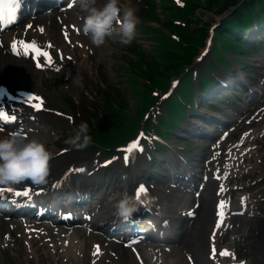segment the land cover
Instances as JSON below:
<instances>
[{"label":"rangeland","instance_id":"374dc122","mask_svg":"<svg viewBox=\"0 0 264 264\" xmlns=\"http://www.w3.org/2000/svg\"><path fill=\"white\" fill-rule=\"evenodd\" d=\"M149 1L120 0V7L122 9H134L139 21L135 38L129 45H123L117 38H106L105 43L97 47L91 43L90 38L84 34L83 30H79L81 31V43H78V46L70 51L72 52L70 55L74 54L75 56V59L71 56L70 67L67 68V66L61 65L53 69L41 70L40 72H35L33 78L29 80V84L26 87L36 88V92L45 95V107L47 110L52 109L50 112L39 113L41 123L47 125L49 129L48 137L42 141L52 153L49 176H58L70 164L92 165V163L104 158L100 151H95L89 146L83 150H77L73 146L66 144L65 141L70 138L71 133L75 134L81 123L87 122L89 128L90 123H93L92 115L104 116L103 106H105V101L114 102L115 107H120V104L125 106L123 110L127 113V118L124 123L127 124L129 120L132 121L135 118L137 110H142L139 113L140 115L143 109L149 103H152V96L159 97L160 102L163 103L164 101V105L161 103V114H156V118H152L155 127L159 128V124L163 126L167 124L164 120L165 111L169 115L178 113L181 107L184 106L183 103L188 102L190 99L194 82L187 78H182L180 84H176V86L179 84L176 91H173L174 93H171L172 96L170 95L171 97L166 100L167 97L164 96L165 88L168 84H171L172 80L177 78L173 76L172 72H165L164 76L159 74V71L162 70L161 66L168 64L165 52L174 50L183 54L189 49H193L195 45L188 44L184 37L188 28L187 24L190 22V26L195 28L213 25L215 29L220 21L221 13L216 10L217 6L215 5L212 9L203 6L205 0ZM104 2L105 0H98L97 6ZM219 2L222 3V0ZM80 17V15L76 17L79 23L83 22ZM170 20L174 27L169 26L168 21L170 22ZM255 31L256 33L253 37L259 39L258 32L257 30ZM82 43H86V45L82 46ZM261 45L262 43H259L257 48ZM259 50L263 53L261 54L257 49L255 54L247 52L245 56H238L247 61L246 65L241 69L242 73L248 76L251 83H256L261 87L262 92H264V49L259 48ZM205 51L206 44L203 47L201 46L194 54L197 55L199 52L196 56V59L199 57V60H194L192 66L195 68L196 75L206 69L201 62L213 61L211 55L218 58L216 52H212L210 55L209 52ZM59 60L61 61V59ZM221 73L224 76L227 75V71H224L217 72L215 76ZM243 74L242 76L245 77ZM195 79H197L196 76ZM230 80V77L226 79L229 84ZM151 84L153 85V90L144 89V86ZM247 85H249V82H247ZM209 91H205V94H210L211 92ZM200 94V91L197 90V105L198 109L202 110L201 101L204 104L206 103L204 101L205 96L202 94L199 96ZM238 94L240 95L236 100L235 109H231L230 105L221 104L219 100L215 101L217 105L222 106L220 110L225 111L227 114H233L236 110L240 113L243 109L246 110L244 115L241 116L244 119L237 122L240 125L237 126L239 129L232 131L224 140H221L218 144V146L220 145L218 149L221 150L222 145L227 141L239 139L242 132H247V136L244 140H241V144L231 146V149L237 155L244 151L246 153H242L240 156L241 159H244L240 164L242 169H236L235 171L231 169L230 183H228L227 188L232 187V190L225 192V196L230 197V203H237V197L244 196L247 210L241 215L236 216V214H233L229 217L230 224L228 222L226 226H233V231L221 234L217 240L208 243L213 247L215 246L216 249L227 245L233 250L232 256L220 259L219 263L221 264H236L239 259H244L246 264H264V98L252 105L242 101L245 98L243 92L238 91ZM214 95L209 96L206 101L214 104L212 99L215 98ZM84 110L88 113H82ZM204 111L208 110L204 108ZM238 117L235 114L233 119ZM189 118L195 119L194 114H190ZM100 122H97L99 128L102 127ZM188 122L189 120L182 121L181 125L174 129V133H185L184 129L187 128ZM148 123L150 124L151 122L149 121ZM260 128H263L261 132H259ZM252 132L256 133L254 139L249 138ZM174 133L165 138L170 153L172 155L181 154L191 159V164L198 163L202 165V161L196 160V158L198 153H206L207 151L203 148V143L191 141L185 137H182V140L176 143L173 140L176 137ZM6 135L8 134H3V136ZM138 136L139 134L137 133L134 138ZM37 139L41 141L40 138ZM150 144L151 142H148L147 145L149 146ZM149 148L151 149V147ZM163 154L164 150L160 149L158 156L163 157ZM220 159H222V156H220ZM121 171L119 162L111 164V167L103 172L105 174L103 183L107 184L108 176L112 174L114 179L115 173H121ZM126 172L129 174L116 177L117 189H115V195L124 194L128 188L126 184H130L132 171L129 169ZM208 183L199 193L203 195L207 191L208 186L211 192L213 191L215 183L213 185ZM156 186V192L160 189L158 194L162 193L161 188L166 194L178 193L175 190L170 191L168 185L157 183ZM131 190L132 187L128 190L129 196L131 195ZM192 194L193 192L190 193V196ZM106 202L110 203L111 201L107 200ZM191 205L192 203L188 204V206ZM207 205L209 209L212 208V193ZM207 205L202 207L206 208ZM27 221L26 219H21L20 221L5 220L3 230L5 233L8 232L9 235L7 243L2 242L3 230L0 223V264H117L115 261L122 256L127 258L121 264H141L139 259L134 258L133 251L130 248L120 249L121 254L108 251V253L106 252V254H109L108 258H104L105 254L103 257L91 260L88 250L89 247H92L89 246V233L85 230L77 232L80 229L76 231V234L81 242L86 243H84L85 245L82 244V252L76 258L65 256L63 253L65 248L59 244L54 247L50 244V240H55V231L51 222L47 220H29L39 227L35 228L39 229V232L31 229L34 233L32 234L27 230ZM226 221H228V218ZM226 226H222L220 229H224ZM202 232L205 235L204 230ZM61 238L66 239L65 235L61 236ZM92 239L98 242L101 240V235L95 233ZM147 243L150 244L149 242ZM149 246L154 249L157 247L156 245ZM165 247L168 250L165 251L163 247L161 255H158L160 259L157 260H160V264H192L188 257L189 254H186L187 248H184L182 242L167 244ZM204 250H207L206 244L203 247V252ZM204 262L205 260L199 263L203 264Z\"/></svg>","mask_w":264,"mask_h":264},{"label":"bare ground","instance_id":"6f19581e","mask_svg":"<svg viewBox=\"0 0 264 264\" xmlns=\"http://www.w3.org/2000/svg\"><path fill=\"white\" fill-rule=\"evenodd\" d=\"M62 5L65 6V10L63 11H55L54 9L49 13H39L36 17L28 15L23 19L22 25L18 26L13 31H10L8 34H2V36H0V81H6L14 86L17 85L19 88L26 87L29 84V80L33 78V74H35V72L37 73V70H35L36 68L33 67L32 62L30 63L29 60L23 58L17 59L9 55V49L7 48V45L10 41L27 43L31 40H35V43L40 46L42 51L51 56L52 63L49 64L44 57H41L39 55L38 52H34V54H36V59L33 62L37 63L39 60V62L42 63V66L45 68L55 65V56L57 54L55 48L61 51L62 55L64 56V61L67 62V57L65 56V54H67L69 51V44L74 43L75 39H77V36H72L73 29H71L69 23L73 22L75 23V26L78 25L79 30H83V23L79 24L76 17L78 15H81L82 18L85 19L87 14L83 12L79 8V6L74 3V1L67 0V2H63ZM101 5L102 4H99L98 7ZM64 24H66V27H63ZM29 25H31L32 27L29 28ZM41 28H43V32L39 31V29ZM63 31H66V33L63 34ZM68 40H70L69 44L67 43ZM58 57H60V55L57 54V58ZM58 64L59 62H57L55 66H57ZM25 120H27L28 123L24 128L26 129V131L31 127H33V129L35 127H38L39 129H41V131H37L36 133L34 132V134H32L36 136L40 135L42 138L47 137L46 126H41L40 124L38 125L36 121L28 120L27 118ZM213 142L214 140L211 143ZM231 159L232 163H235V157H231ZM3 196L10 200L16 199L15 196L11 194H3ZM215 196L216 195L213 194L214 200L216 198ZM170 197L174 199L173 196ZM210 197L211 189L208 187L207 191H205L200 197L201 203L195 210L196 214H193V217L195 218L192 221V226H190L183 238L182 236L180 237L181 242H183L184 244V248H187V251L189 248V251H192L194 253L196 259V262L194 261L195 264H200L198 262H203L205 259H207L206 255L207 253L209 254V252L207 250H204L205 252H203V247L205 244L207 247L208 240H210V231L212 235L214 234V236H217L219 233L216 230L213 231L215 220V205L212 206L211 209L208 208L207 202ZM198 199L199 197L196 200ZM185 200L187 201L188 199L184 197L183 201ZM175 205L177 206V208L180 207V204ZM205 205H207L206 208L202 207ZM108 208L109 205H101V211L107 210ZM166 211L171 212L169 209H167ZM212 217L213 220H211ZM1 220L2 218L0 217V223H2L1 225L3 227L4 221ZM94 226L95 225L93 224V228ZM203 230L206 237L202 232ZM54 231L55 240H51L50 244L52 246L58 244L62 245V247L65 248L63 252L65 256H73L74 258H76L77 255L80 254L83 246L81 241L77 239L78 237L71 234L70 231L65 229H58L57 227H55ZM3 235L6 236L5 234ZM62 235H66V240L61 238ZM105 241L106 239L103 238L101 244H99L100 250H103L106 247L107 242ZM89 246H91V243L89 244ZM118 246L119 245L116 243H111L109 250H118ZM96 248L99 247L92 246L93 252H95ZM107 251L108 249L106 250V252ZM101 255L103 256V254ZM107 256L109 257V254H106L104 257ZM123 260L124 262L126 260L124 256H122L119 261L115 262L117 264H121Z\"/></svg>","mask_w":264,"mask_h":264},{"label":"clouds","instance_id":"9594fccd","mask_svg":"<svg viewBox=\"0 0 264 264\" xmlns=\"http://www.w3.org/2000/svg\"><path fill=\"white\" fill-rule=\"evenodd\" d=\"M87 15L83 32L91 43L99 47L106 38H117L123 45H129L136 35L138 18L132 8L122 9L120 0H105L97 6L98 0H74ZM92 142L88 124L83 122L75 134L65 141L77 150L87 148ZM51 151L35 138L27 139L19 132L0 136V185L12 187L23 182L34 185L47 183L50 173ZM136 208L125 196L117 204V216L128 219Z\"/></svg>","mask_w":264,"mask_h":264},{"label":"trees","instance_id":"16d2710c","mask_svg":"<svg viewBox=\"0 0 264 264\" xmlns=\"http://www.w3.org/2000/svg\"><path fill=\"white\" fill-rule=\"evenodd\" d=\"M220 0H205L203 2V6L212 9L217 6L216 10L219 13L224 12L230 6L235 5L238 0H222V3L219 2ZM191 3V2H190ZM197 5V4H195ZM215 5V6H214ZM188 9V8H187ZM258 9V11H257ZM215 10V12H216ZM264 14V0H244V2L233 9L228 16L224 17L221 20L220 25L216 29V40L220 41L221 45L224 46L225 44L227 49L238 51L244 50L249 46L242 40H239L236 37L238 33L236 30H244L247 29L249 24L246 22V18H251L252 16H256V19H260V15ZM169 26L174 27L171 20L168 21ZM187 32L185 33L184 37L186 42L195 47L189 49L185 53L181 54L180 52H176L174 50H168L165 52L166 59L168 64H163L162 70L159 71L161 76L165 72H172V74L176 75L180 72L181 68L192 61L194 54L203 44L204 37L207 34V26H202L200 28H195L190 26V22L187 24ZM150 68V66H148ZM170 76V74H168ZM116 112L113 113V116H116Z\"/></svg>","mask_w":264,"mask_h":264},{"label":"snow or ice","instance_id":"6c2138e0","mask_svg":"<svg viewBox=\"0 0 264 264\" xmlns=\"http://www.w3.org/2000/svg\"><path fill=\"white\" fill-rule=\"evenodd\" d=\"M20 3V0H0V23L3 22V19H4V10L5 8L7 7L10 14L12 15V22L15 21V16H16V13L18 12V7L17 5ZM29 28L32 27L31 25L28 26ZM39 31L43 32V28L39 29ZM23 46L27 49H29V51H34V52H38L39 55L41 57H44L47 62L49 64L52 63V60H51V56L48 55L47 53L43 52L42 49L40 48V46H38L35 42H32V43H26V42H16V41H13L11 47L14 51H17L18 52V49ZM37 67H42V64L39 62H37ZM37 101V103H35L33 106L36 107V108H40L42 106V103H41V98L38 97V96H30L29 97V101ZM0 119H4V120H15V117L12 116V117H9V115L6 113V112H0ZM134 150H141L142 151V147L139 145L138 142H133L131 143L130 145L126 146L125 148V160L127 162V159H128V154L133 152ZM3 190H0V193H2ZM8 191H12V189H8ZM29 192L30 190H23V191H16L14 194L15 195H24V196H28L29 195ZM148 195V189L144 186V185H138L136 191H135V198L137 200H140L142 196H146ZM219 211H218V216L219 217H223L224 216V203L223 202H220V205H219ZM218 224L219 223H222V220H218L217 222ZM213 251H215V249H213ZM99 252V249L97 248V253ZM227 254V250H224L223 252H221V255H225ZM241 264H244V262H241Z\"/></svg>","mask_w":264,"mask_h":264}]
</instances>
